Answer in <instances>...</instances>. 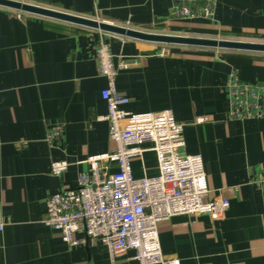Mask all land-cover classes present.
Returning a JSON list of instances; mask_svg holds the SVG:
<instances>
[{"label": "crops", "instance_id": "0c3cea01", "mask_svg": "<svg viewBox=\"0 0 264 264\" xmlns=\"http://www.w3.org/2000/svg\"><path fill=\"white\" fill-rule=\"evenodd\" d=\"M146 33L264 44V0H211V19L178 20L173 0H20ZM106 43L115 86L132 113L171 109L184 152L202 157L209 201L227 199L223 219L178 215L159 225L162 253L180 264H264V117H228L231 73L264 81V52L161 44L0 7V264H111L88 239L69 247L43 221L45 200L75 188L90 156L114 150L95 54ZM162 48L168 50L164 56ZM198 117L206 118L195 123ZM60 136L49 143V130ZM65 161L63 174L50 173ZM132 162L136 178L156 174L154 154ZM83 239L82 234H77ZM113 264H138L127 251Z\"/></svg>", "mask_w": 264, "mask_h": 264}, {"label": "built area", "instance_id": "2783aa9c", "mask_svg": "<svg viewBox=\"0 0 264 264\" xmlns=\"http://www.w3.org/2000/svg\"><path fill=\"white\" fill-rule=\"evenodd\" d=\"M170 15L178 20L211 19V0H173ZM168 50L162 48L159 55ZM98 73L107 85L100 96L106 103L104 117L109 125V138L114 150L90 156L87 170L77 178L75 188L62 190L45 200L44 225L73 248L88 239L107 249L111 264L127 251L134 252L138 264H180L177 257L162 253L159 225L178 215H208L223 219L229 207L227 199L209 201L202 157L185 153L183 125L176 121L171 109L158 112L132 113L123 109L128 97L115 86L117 71L108 45L100 43L95 54ZM228 117L245 120L264 117V81L248 83L231 73L226 82ZM198 117L195 123L206 122ZM60 129L49 130V143L60 136ZM154 154L156 174L136 178L132 162L144 168L143 156ZM65 161L52 162L50 173L60 176L67 169ZM0 204V233L4 219ZM82 234L83 239H78Z\"/></svg>", "mask_w": 264, "mask_h": 264}, {"label": "water", "instance_id": "95a60500", "mask_svg": "<svg viewBox=\"0 0 264 264\" xmlns=\"http://www.w3.org/2000/svg\"><path fill=\"white\" fill-rule=\"evenodd\" d=\"M0 7L11 9L20 13H28L40 17L71 23L86 28L97 29L102 32L131 39L151 41L161 44L191 45L248 52H264V44L260 43L146 33L122 26L102 23L94 19L56 11L54 9L26 3L19 0H0Z\"/></svg>", "mask_w": 264, "mask_h": 264}, {"label": "rangeland", "instance_id": "374dc122", "mask_svg": "<svg viewBox=\"0 0 264 264\" xmlns=\"http://www.w3.org/2000/svg\"><path fill=\"white\" fill-rule=\"evenodd\" d=\"M20 1V0H19Z\"/></svg>", "mask_w": 264, "mask_h": 264}]
</instances>
